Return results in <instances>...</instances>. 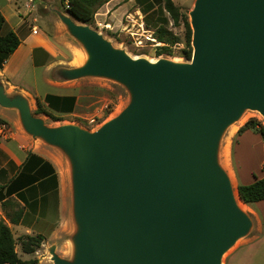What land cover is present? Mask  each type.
I'll return each instance as SVG.
<instances>
[{
    "label": "water",
    "instance_id": "obj_1",
    "mask_svg": "<svg viewBox=\"0 0 264 264\" xmlns=\"http://www.w3.org/2000/svg\"><path fill=\"white\" fill-rule=\"evenodd\" d=\"M55 12L87 59L53 78L113 81L130 102L95 132L49 127L0 82V106L16 110L24 132L57 149L70 169L73 249L66 259L51 246V261L222 264L253 228L218 151L246 111L264 118V0H195L189 63L132 58Z\"/></svg>",
    "mask_w": 264,
    "mask_h": 264
},
{
    "label": "crops",
    "instance_id": "obj_2",
    "mask_svg": "<svg viewBox=\"0 0 264 264\" xmlns=\"http://www.w3.org/2000/svg\"><path fill=\"white\" fill-rule=\"evenodd\" d=\"M120 1L111 0L100 7L95 22L101 26L120 27L121 16L127 14L132 0L126 4ZM0 11L5 18L2 33L14 32L21 42L17 51L0 68V82L6 93L24 95L31 106L32 100L39 99L43 103L50 94L75 97V112L80 87L93 79L58 81L53 78L58 68H78L85 63L81 55L66 43L57 28L56 19L45 12L38 13L32 0H0ZM43 88L50 89V92L42 94ZM1 122L9 124L11 135L9 138L0 137V215H12L15 209L22 210L19 225L14 226L7 221L10 228L22 236L40 235L45 239L43 246L56 245L58 250L60 240L68 235L71 227L68 163L57 149L34 140L24 132L16 110L0 106ZM229 152L232 153V146ZM246 175L243 178L245 183L239 185H250L256 178H264V174L258 176L249 172ZM8 200L16 206L15 209L7 207L4 212L2 204ZM262 205L264 201L256 203L258 207L246 205L253 221L252 231L225 264H264Z\"/></svg>",
    "mask_w": 264,
    "mask_h": 264
},
{
    "label": "rangeland",
    "instance_id": "obj_3",
    "mask_svg": "<svg viewBox=\"0 0 264 264\" xmlns=\"http://www.w3.org/2000/svg\"><path fill=\"white\" fill-rule=\"evenodd\" d=\"M129 0H122L120 3L126 4ZM34 6H36L38 13L52 15L57 22V28L61 30L68 46L79 53L83 60L86 61L87 55L83 47L73 39L67 32L64 24L61 22L55 11H60L64 14L66 12V4L63 5L61 0H49L40 1L32 0ZM175 5L181 9V12L189 17L190 12L194 7L195 0H175ZM130 7L127 9V14L121 16V26L114 28L113 30H107L103 26L98 25L96 22L91 27L99 34L103 35L114 47L124 50L132 58H142L150 61L157 60H169L176 63H189L190 61L181 57V51L185 48L184 39L185 31L182 25L175 26L169 15L162 11L158 4H155L148 12L144 10L148 7V3L144 1L132 0ZM45 7L47 8L45 10ZM132 15V19L135 22L143 23L145 32L140 35L139 40L135 41L127 35V31L124 30V26L127 24L126 17ZM168 29L171 30L179 39L180 43L176 44L172 48V54L158 55L159 49L165 46L159 43L154 36V25L157 22L165 23ZM54 24V23H53ZM53 24H51L53 26ZM51 30V29H49ZM143 33V32H141ZM42 94L50 92V89L43 88ZM51 95V94H50ZM53 96V95H52ZM79 103L76 111L71 114H60L53 112L55 117H58L62 121H53L46 115H36L37 110L36 101L32 100V112L42 118L49 127H60L63 125L79 126L85 130L91 132L97 131L105 123L116 117L121 111L129 104L130 94L128 90L122 85L109 81L106 79H93L91 82H86L80 87L78 92ZM44 103V101H43ZM15 116L14 114H12ZM257 119L264 126V118L256 111H246L241 119L231 125L224 133L218 151V162L228 173L231 180L234 191L238 193L239 184L245 183L244 179L249 172L255 173L258 176L264 174V139L254 130L246 131L241 136H238V131L245 126V124L251 120ZM6 123V122H5ZM8 124V123H7ZM9 125V124H8ZM232 146V153L229 152V147ZM232 160V161H231ZM70 171V169H69ZM253 177V175H252ZM242 182V183H241ZM70 188V200H71V184ZM255 206V204H253ZM258 207V206H255ZM261 207H264L262 205ZM247 208V207H246ZM72 212V201H70V213ZM248 213V210H245ZM5 215H0L3 218ZM75 231V227L72 221L71 214V227L68 235L61 239L59 242V248L57 253L59 256L70 259L72 253V243L70 238ZM16 240L22 237L16 230H12ZM246 238L240 239L224 256L222 264H225L229 256L234 253L239 247H241ZM50 247L43 246L33 256H27L21 252L20 246H18V252L23 260H36L37 264H53L51 256L48 253Z\"/></svg>",
    "mask_w": 264,
    "mask_h": 264
},
{
    "label": "trees",
    "instance_id": "obj_4",
    "mask_svg": "<svg viewBox=\"0 0 264 264\" xmlns=\"http://www.w3.org/2000/svg\"><path fill=\"white\" fill-rule=\"evenodd\" d=\"M63 5L68 6L66 12L75 20L80 23L93 27L95 24V15L100 7L108 3L111 0H61ZM148 3V7L144 12L150 11L154 8L155 4H158L162 11H165L175 26L182 25L185 31L184 46L181 51V57L190 61L193 56L192 48V29L190 25L189 17L181 12V9L174 3L175 0H138ZM165 23L157 22L154 25V36L159 43L165 46L159 49L158 55L163 54L171 55L172 48L180 43L179 37L168 29L166 19ZM5 24V18L0 11V68L3 67L8 58L13 55L19 48L21 42L16 33L9 32L4 35L2 29ZM76 104L75 97H57L47 95L44 98V103L41 100H36L37 110L36 115H46L53 121H62L58 117H55L52 113L71 114L74 112ZM53 111V112H51ZM254 130L258 132L264 139V126L257 119L249 120L244 127L238 131V136H241L246 131ZM238 194L241 201L247 205H253L264 201V178L257 179L250 185H239ZM15 204L8 200L2 204V210L5 212L7 207L15 209ZM22 210L15 209L12 215L6 214L5 218L0 217V264H37L36 260H23L18 252V246H20L21 252L27 256H33L44 245L45 239L38 236L24 235L16 240L12 229L7 224V221L11 225H19L22 218Z\"/></svg>",
    "mask_w": 264,
    "mask_h": 264
},
{
    "label": "built area",
    "instance_id": "obj_5",
    "mask_svg": "<svg viewBox=\"0 0 264 264\" xmlns=\"http://www.w3.org/2000/svg\"><path fill=\"white\" fill-rule=\"evenodd\" d=\"M126 21L127 24L124 26L123 29L127 31V35L130 36L135 41L139 40L140 35H143L145 32L144 24L143 23L139 24L138 22H135L134 19H132V15L127 16ZM103 27L107 30L114 29L110 24L104 25ZM34 33H36V29L34 30ZM10 135H11V131L9 125L5 122H1L0 137L9 138Z\"/></svg>",
    "mask_w": 264,
    "mask_h": 264
},
{
    "label": "bare ground",
    "instance_id": "obj_6",
    "mask_svg": "<svg viewBox=\"0 0 264 264\" xmlns=\"http://www.w3.org/2000/svg\"><path fill=\"white\" fill-rule=\"evenodd\" d=\"M235 195H236V199H237V202H238V205L240 206V208H241L243 211L248 210V209L246 208L247 206H246L245 204H243V203L239 200L237 193H235Z\"/></svg>",
    "mask_w": 264,
    "mask_h": 264
}]
</instances>
